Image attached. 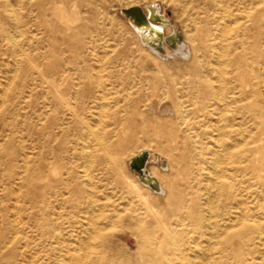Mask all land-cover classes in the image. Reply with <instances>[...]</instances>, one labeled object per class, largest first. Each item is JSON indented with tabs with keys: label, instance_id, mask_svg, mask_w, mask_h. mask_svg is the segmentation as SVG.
Wrapping results in <instances>:
<instances>
[{
	"label": "rangeland",
	"instance_id": "374dc122",
	"mask_svg": "<svg viewBox=\"0 0 264 264\" xmlns=\"http://www.w3.org/2000/svg\"><path fill=\"white\" fill-rule=\"evenodd\" d=\"M134 5L145 14L156 8L150 20L156 32L139 35L132 18L120 14ZM211 37L213 52L206 51ZM230 41L244 62L252 64L251 50L262 62L243 86V115L234 121L247 155L242 213L260 224L249 245L232 244L242 249L239 261L221 248L228 229L220 211L224 137L215 125L223 120L214 114L205 128L201 116L188 113L194 99L180 98L186 77L199 85L203 70L214 88L224 86ZM166 88L176 99L173 109ZM263 95L264 0H0V264H95L99 249L104 264H264V191L254 183L264 178V166L258 172L247 152L257 147L264 160ZM254 134L261 145L249 138ZM182 142L202 160L195 166L197 202L212 200L200 226L176 225L168 210ZM142 151L143 169L161 194L129 167ZM182 199L190 202L191 187Z\"/></svg>",
	"mask_w": 264,
	"mask_h": 264
},
{
	"label": "bare ground",
	"instance_id": "6f19581e",
	"mask_svg": "<svg viewBox=\"0 0 264 264\" xmlns=\"http://www.w3.org/2000/svg\"><path fill=\"white\" fill-rule=\"evenodd\" d=\"M146 12H147V14H145L146 19H148L149 16H151L152 19L155 18L154 17V11L151 8L146 9ZM146 25H147V23H146ZM223 31H224V29H223ZM137 32H138V30H137ZM241 32H243L242 28L235 30L234 31V38H236ZM140 39L143 43L146 42L143 37L142 38L140 37ZM221 40H223V38H221ZM242 40L243 39L240 38V43H242ZM210 41H211V44H210V46L208 45L206 51L209 50V51L213 52L215 50V46L212 43V41H214V37H211ZM234 43H235L234 41H230L228 43L227 50L224 53L225 60L221 64L225 70H224V72H220V75L223 76V74H224V76L221 79H219V81L222 84L224 83V86L214 88L212 86L210 79H208L207 76L205 75L206 70H203L204 74L203 73L199 74V76L204 78V79L203 80L200 79V81H198L199 85L195 84L194 79L186 77L185 83H186L188 88L182 92V94L180 95V98H183L184 100H187V101L194 99L195 104L193 105V107L191 109H189L188 113L191 115L192 119L197 118V116H201L202 119L204 120L202 125L205 128H208L209 126H211L209 119L214 114H218V117H221V119L223 120V123L221 126L218 123L215 125L216 130H221L223 132V137H224V141H223L222 148H221V151H222L221 154H222L223 159H224L223 161H224L225 167H224V170L221 174L222 182L220 185V194L222 195V201H221V205H220V211H221L222 215L225 216V221H226L228 229H226L227 231L224 232L222 237H221V239H222L221 248H222V252H223V250H226V249L231 250V252H232L231 255L234 258V260L239 261L242 258V249L241 248L249 245L253 241V239L255 238V235L253 234L255 232H253V231L259 230L260 224L258 223L256 216L251 217L250 215L249 216L251 217V219H249V218L248 219L251 220V222L247 223L245 221L246 217L242 213L244 204H243L241 197H242L243 193L248 192V190H247L248 187H246L244 185L243 178H242V172H244L246 167L242 163L247 158V155L245 154V151L243 150V145L245 143V137L243 135L242 130L239 127V124L237 126H234V121H238V119L243 115L242 111H243L244 105H241V102L246 95L243 91V86H244V84H246V82H248V83L250 82V81H248L250 78L254 79L256 77V75L254 74V70L258 69L259 65L262 62H261V59L252 50H251V55H250L252 64H248L247 62H244V60H242V58L237 54L236 46ZM180 45H181V43H180ZM177 50L181 53V55L183 57L187 56L186 47L184 45H181V47H179ZM151 51L153 53L157 54V56H159V53L155 50V48L151 47ZM179 52H178V54H180ZM217 61H218V59H217ZM151 65L156 67L155 62H152ZM245 67H249V70L251 71L252 74H250L249 76H248V74H245V71H244ZM167 73H169L170 76H168V77L172 82L169 88H170V90L174 91V86L176 84L175 78H174V76H172L173 73H171V72H167ZM160 83L163 84V81L161 80ZM251 84H252V82H251ZM254 85H256V84H254ZM198 86H200L202 92L200 90H197L195 93V90ZM163 87L165 89L164 85H162V89H163ZM166 90L167 91H164V92L162 91V93H163L165 99H169L171 101V106L173 109L175 107L176 99L174 97H171L170 94H168L169 91L167 88H166ZM83 91H84L83 93H85L86 95H88L90 93V91L88 89H84ZM102 97H103V92H100L99 98H102ZM138 102H139L138 93H136L135 96L131 97L130 103L132 106H136L138 104ZM247 108H249V107H247ZM250 109H253V106ZM250 111L252 112V110H250ZM128 114L130 115V111H128ZM174 114L177 118L180 117L179 111H177V110L174 111ZM87 128H90V127H87ZM206 133H208V132L206 131ZM94 135H95V133H94ZM249 138L251 139L252 142H254V143L257 142L258 145H261L260 139L256 134L251 135ZM181 144H182L181 145L182 148L180 150H177L176 159H175V161H176L175 172H176L177 176L174 178V186L176 188V193L172 194L175 197V202L171 203L168 206V210L170 211L171 215L173 217H175V219H176L175 224L176 225H179L182 223V221L186 220L188 223H191V224L196 225V226H200L201 225L200 222L202 219L201 212L204 211L205 209L212 210L211 209L212 208V205H211L212 200H211V198L207 197L206 202L203 205L201 203L197 202V200L200 199L202 193H201V191H199V188L197 187V186H199L198 184H199V182H201L200 181L201 179L198 176L199 175V172H198L199 169L195 166H197V165L202 166V160L200 158V155H198L197 157L190 155L191 150L189 148H186V147L184 148L185 144L183 142ZM90 145H93V143ZM252 149H247V152L253 153L252 163H253L254 167L258 170V172H260L261 166L262 167L264 166V160H262L258 157V154L260 152H259L257 147L254 148V150H252ZM199 151H200V148H198V152ZM216 158L217 159L221 158V156L220 157L215 156V158H213L214 162L216 161ZM82 160H81V162H82ZM185 160L187 162H185ZM220 160H222V159H220ZM87 161H88V159H87ZM89 161H90V158H89ZM218 161H219V159H218ZM84 163H86V161ZM216 163H218V162H216ZM192 169H193V171H191ZM215 175L219 176L217 174H215ZM149 177L153 178V175H150ZM263 179L264 178L257 177L254 180V183L255 184H261L262 189L264 191V180ZM192 182H195L196 184L193 185V184H191ZM212 182H216V180L212 181ZM67 184L68 183L66 182V180L63 181L64 189H66V190L68 189ZM214 184L215 183H213L212 185H214ZM179 186H181V187H179ZM187 187H191V199H190L189 203H187L186 201H184L182 199V191L185 190ZM157 191L159 192L158 194H161L163 192V190L159 189V188L157 189ZM76 199L75 200L78 201L79 198H76ZM208 213H209V211H208ZM200 215H201V217H200ZM206 218H207V216H206ZM159 223H161V222H159ZM170 224H173V222H171ZM124 226H126V225H124ZM124 226L122 224L121 227H124ZM159 226L161 229H164L167 232L165 225H163L161 223ZM230 228H234L233 231H229ZM260 234H261V232H260ZM86 242H88V241H86ZM158 242L160 243V241H158ZM232 244H236V246L239 245V247H241L240 251H235L236 247H233ZM96 254H97V262H95V264H104L105 263L104 261H103L104 263L99 261V259L102 258V256H103V249L102 250L99 249L96 252ZM259 259H261V258H259ZM187 264H188V262H187Z\"/></svg>",
	"mask_w": 264,
	"mask_h": 264
},
{
	"label": "water",
	"instance_id": "95a60500",
	"mask_svg": "<svg viewBox=\"0 0 264 264\" xmlns=\"http://www.w3.org/2000/svg\"><path fill=\"white\" fill-rule=\"evenodd\" d=\"M150 8L154 11L155 13L154 19H156V8L154 6H149L146 9H150ZM119 12L125 19L132 18V20L138 26L137 30H138L139 35L141 34V31L147 32V33L152 32V31L153 32L157 31V29L153 28L152 25L150 24V20H154V19H152L151 16H149L148 17L149 21L147 22L145 12H143L139 6L134 5V6H130L127 8H122L120 9ZM146 23L148 26L146 25ZM145 154L146 153L142 151L138 156L132 158V160H130L129 162V167L136 170L140 174V176H138V180H140L144 184L150 187H153L157 190L158 188L156 185V181L154 180V178L149 177L147 175V172L143 169V159H144Z\"/></svg>",
	"mask_w": 264,
	"mask_h": 264
}]
</instances>
